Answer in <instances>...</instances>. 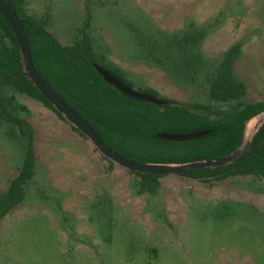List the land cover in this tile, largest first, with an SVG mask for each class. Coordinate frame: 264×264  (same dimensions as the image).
Listing matches in <instances>:
<instances>
[{
  "label": "rangeland",
  "instance_id": "1",
  "mask_svg": "<svg viewBox=\"0 0 264 264\" xmlns=\"http://www.w3.org/2000/svg\"><path fill=\"white\" fill-rule=\"evenodd\" d=\"M26 9L47 18L61 44L86 33L132 88L178 102L196 89L154 60L170 57L172 36L200 29L204 67L238 43L232 72L246 99L264 100V0H28ZM16 98L30 109L33 172L0 217V264H264L261 178L168 173L152 193L140 192L137 175L114 162L104 169L109 159L69 122L52 124L34 100ZM263 117L264 110L245 122L243 139ZM23 154L0 126V194Z\"/></svg>",
  "mask_w": 264,
  "mask_h": 264
},
{
  "label": "trees",
  "instance_id": "2",
  "mask_svg": "<svg viewBox=\"0 0 264 264\" xmlns=\"http://www.w3.org/2000/svg\"><path fill=\"white\" fill-rule=\"evenodd\" d=\"M3 1L20 21L36 73L109 149L127 159L141 163H183L219 158L241 143L245 122L264 110V100L245 98V86L232 72L240 49L238 43L225 50L213 65L204 67L196 52L203 36L200 29L185 30L172 36L170 57L165 56L162 60L154 56V60L167 69H175L179 82L196 89L197 94L187 102L157 96L163 102L155 104L127 96L102 79L94 65L101 66L131 86L116 65L94 52L86 33L69 44H61L46 29L47 18L27 12L28 0ZM146 92L156 96L152 89ZM16 94L39 101L59 119L67 121L24 74L18 45L0 13V126H3L7 137L17 141L24 153L17 175L8 179L5 190L0 194V217L20 201L22 185L33 172V130L26 120L28 109L17 100ZM68 125L86 138L72 124ZM199 129H208L209 132L186 140L156 136L162 131ZM110 164L111 160L104 169L108 170ZM130 172L139 178L137 190L147 193L157 188L158 178L162 175ZM177 174L201 181L252 175L264 183V120L251 135L249 149L232 162Z\"/></svg>",
  "mask_w": 264,
  "mask_h": 264
},
{
  "label": "water",
  "instance_id": "3",
  "mask_svg": "<svg viewBox=\"0 0 264 264\" xmlns=\"http://www.w3.org/2000/svg\"><path fill=\"white\" fill-rule=\"evenodd\" d=\"M0 13L7 21L10 29L14 35L15 41L18 45L19 53L23 63V71L26 77L36 87V89L51 103V105L77 130L84 135L93 145V147L104 157L118 164L119 166L129 170L138 171L141 173H156V174H168L179 173L181 171H187L191 169H197L202 167H214L220 166L232 162L234 159L241 156L246 150L249 149V138L242 139L241 143L235 147L232 151L215 159H200L192 160L183 163H160V162H136L131 159H127L120 156L113 150L109 149L97 136L94 130L83 121L59 96L53 91V89L47 85V83L36 73L33 68L30 52L27 46V41L21 27L20 21L17 18L13 10L8 6L6 2L0 0ZM95 70L99 73L102 79L111 84L115 89L121 93L130 96L135 99H141L149 101L155 104H161L163 101L159 97L152 95L145 91H139L132 88L129 84L124 83L119 78L113 76L107 70L99 65H94ZM264 120V117L259 121L258 125L254 128V131ZM253 131V132H254ZM208 129H199L188 132H166L162 131L156 134L157 137L168 140H186L193 139L208 133ZM252 132V134H253ZM251 134V135H252Z\"/></svg>",
  "mask_w": 264,
  "mask_h": 264
},
{
  "label": "crops",
  "instance_id": "4",
  "mask_svg": "<svg viewBox=\"0 0 264 264\" xmlns=\"http://www.w3.org/2000/svg\"><path fill=\"white\" fill-rule=\"evenodd\" d=\"M30 98V97H29ZM32 99V98H31ZM35 101V103H32V107L35 109L36 113H38L39 115H41V117L45 118L47 117V120L49 122H51L52 124H56L58 122H60L59 119L55 113L53 111H51L49 108L45 107L44 105H42L39 101H36L35 99H32ZM23 104V103H22ZM26 106V105H25ZM27 107V106H26ZM28 111L30 110L28 107H27ZM28 121V119H27ZM63 121V120H62ZM29 123H31L30 121H28ZM69 126V125H68ZM32 127V125H31ZM70 128V127H69ZM71 129V128H70ZM32 130H33V133H34V128L32 127ZM89 141V140H88ZM90 142V141H89ZM91 144V142H90ZM92 147V150H93V145L91 144L90 145V148ZM32 151H33V154H34V141L32 140ZM101 159V158H100ZM104 166H105V163H104ZM114 169V168H113ZM111 169V170H113Z\"/></svg>",
  "mask_w": 264,
  "mask_h": 264
},
{
  "label": "bare ground",
  "instance_id": "5",
  "mask_svg": "<svg viewBox=\"0 0 264 264\" xmlns=\"http://www.w3.org/2000/svg\"><path fill=\"white\" fill-rule=\"evenodd\" d=\"M252 122H251V124L249 125V127L251 128L252 127ZM251 133V132H250ZM250 133H249V135H250ZM249 135L246 137V138H248L249 137Z\"/></svg>",
  "mask_w": 264,
  "mask_h": 264
}]
</instances>
